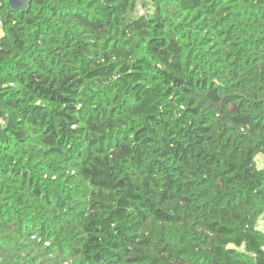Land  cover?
<instances>
[{"label": "trees", "instance_id": "trees-1", "mask_svg": "<svg viewBox=\"0 0 264 264\" xmlns=\"http://www.w3.org/2000/svg\"><path fill=\"white\" fill-rule=\"evenodd\" d=\"M0 21V264H264V0Z\"/></svg>", "mask_w": 264, "mask_h": 264}, {"label": "rangeland", "instance_id": "rangeland-1", "mask_svg": "<svg viewBox=\"0 0 264 264\" xmlns=\"http://www.w3.org/2000/svg\"><path fill=\"white\" fill-rule=\"evenodd\" d=\"M170 6H172V4H170ZM141 9H143V8L141 7L140 10ZM150 9H149L150 11L153 10L152 8H150ZM255 161H256V165L259 168H263L264 169V153L257 154V156L255 157ZM256 227L264 232V213L262 214L261 218L257 221Z\"/></svg>", "mask_w": 264, "mask_h": 264}, {"label": "water", "instance_id": "water-1", "mask_svg": "<svg viewBox=\"0 0 264 264\" xmlns=\"http://www.w3.org/2000/svg\"><path fill=\"white\" fill-rule=\"evenodd\" d=\"M31 0H7V4L13 11L23 10L28 8Z\"/></svg>", "mask_w": 264, "mask_h": 264}, {"label": "built area", "instance_id": "built-area-1", "mask_svg": "<svg viewBox=\"0 0 264 264\" xmlns=\"http://www.w3.org/2000/svg\"><path fill=\"white\" fill-rule=\"evenodd\" d=\"M141 11L144 12V13L148 12L147 10H144V9H142ZM1 30H2V28H1V21H0V33H1Z\"/></svg>", "mask_w": 264, "mask_h": 264}]
</instances>
